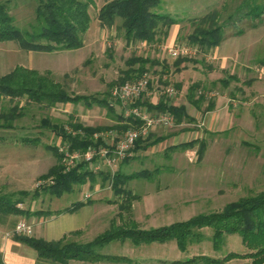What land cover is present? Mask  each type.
Listing matches in <instances>:
<instances>
[{"label":"rangeland","instance_id":"rangeland-1","mask_svg":"<svg viewBox=\"0 0 264 264\" xmlns=\"http://www.w3.org/2000/svg\"><path fill=\"white\" fill-rule=\"evenodd\" d=\"M105 1L93 0L89 7L91 22L82 35L83 45L79 48L47 52L23 49L14 40L1 41L0 75L15 65H28L26 60L30 59V63L39 70L49 69L50 76L61 82L69 92L101 98L105 92L109 94L112 87L109 84L129 66L127 60L134 54L157 57L159 65L148 71L152 88L157 89L156 98L165 95L161 91L172 84L175 94L165 96L171 102L177 100L176 104H185L195 120L182 124L173 121L169 127L153 126L146 138L160 140L145 149L131 152L129 158L118 166L126 174L142 169L151 173L149 177L133 178L125 183V188L136 196L129 210L122 212L117 203L106 202V199L120 200L111 189V180L103 186L100 185V178L95 184L87 180L75 184L71 192L60 196L44 192L26 196L19 206L28 213L8 215L5 235L19 219L33 226L29 216L38 208L64 207L77 200L97 202L86 209L85 215L90 210L99 214L80 238V241L87 242L104 231L112 221L124 224L130 219L141 228L158 227L199 213L219 210L241 196L264 190V64L260 63L264 59V14L259 18L247 14L249 9L260 6L264 0H160L155 10L178 20L169 29L176 30L177 34L168 42L169 36L162 43L153 45L126 40L120 17H116L111 26H101L96 15ZM0 2H6L8 13L20 30L30 29L35 22L38 0ZM214 10L217 12L216 22L223 25V40L218 45L220 55L214 52L217 46L208 53L197 51L189 56V61L180 64L181 71H178L173 65L176 58L166 55L165 46L186 42V35L194 28L192 20ZM222 55L226 58L221 59ZM159 73L161 81L166 80L167 84H160ZM224 81H227L226 86ZM194 82L201 85L196 88V97L211 93L210 97H205L199 110L187 102L188 88ZM182 84L184 90L180 92ZM209 100H218V104L212 109L215 111L210 114V122H204L203 115ZM14 102L18 103L21 115L13 120L12 128L0 129L3 138L0 140V194L32 191L38 180L53 178L40 175L58 162L48 146L57 145L60 138L49 127L41 126L43 118H48L50 124L58 122L67 125L70 117L76 120L86 118L85 125L92 126L115 123L106 107L97 104L86 106L81 101L47 107L44 103L27 102L25 97L14 99ZM11 104L13 102L8 97L0 100V106L5 108ZM115 110L120 111L118 104H115ZM174 134L177 136L172 139ZM23 138L30 141H23ZM194 138L198 140L191 147L172 148ZM201 142L205 144V150L199 157ZM192 153L194 159L189 160ZM85 193H91V196L85 199ZM119 212H122V218ZM201 231L202 239L189 242L184 251L179 250L174 240L147 244H136L129 239L113 240L99 252L128 258L93 264H156L154 257L183 260L197 254L222 257L229 251H245L238 233L225 234L222 245L216 249L212 244L210 228L204 227ZM32 233L27 236H32ZM38 260V264L56 263L45 258ZM225 264L252 263L249 259L235 258Z\"/></svg>","mask_w":264,"mask_h":264},{"label":"trees","instance_id":"trees-1","mask_svg":"<svg viewBox=\"0 0 264 264\" xmlns=\"http://www.w3.org/2000/svg\"><path fill=\"white\" fill-rule=\"evenodd\" d=\"M159 2L160 0H106L98 8L96 19L101 26L105 27L111 26L115 18L120 17L126 40L145 42L147 45L162 43L168 36L170 27L178 20L167 13L156 11L155 8ZM92 4L93 0H38L35 22L31 24L29 30L22 31L14 24L12 15L8 13L6 2H0V42L14 40L23 49L47 52L79 48L83 45L82 35L90 26L89 7ZM247 14L256 18L262 16L264 14V2L260 6L249 9ZM216 21L217 12L215 10L194 18L192 20L194 28L186 35V43L196 45L198 52L201 53H208L218 46L223 40V25L218 24ZM189 60V57H177L173 65L179 69L182 62ZM260 63L264 64V59L260 60ZM127 64L129 66L121 71L118 78L109 84L110 86L132 80L144 72L148 73L151 67L158 64V60L150 56L134 54L127 60ZM164 67H167V65H164ZM161 73L158 76L160 84H167L166 80L161 81ZM50 75V71L40 72L22 65H16L10 71L0 75V100L3 97H8L11 103L13 102L8 108L0 106V129L12 128L13 120L21 115L20 107L17 102H14V99L23 97L27 102L44 103L47 107H55L57 104L69 102L79 103L81 101L86 106L97 104L106 107L115 121L111 125H85L81 121L70 117L67 125L83 130L85 135L82 136L67 134L64 123L55 122L50 124L48 118L42 119L41 126L49 127L60 138V142H69L70 148L86 149L93 143L89 135L95 131L110 128L121 131L136 123L131 118H129L132 121L131 124L124 122L125 119L121 111L116 112L115 105H109L108 91L101 98L95 95L73 94ZM226 84L227 81H224L223 85L226 86ZM176 87L178 88L179 85H176ZM200 87V82H194L189 86L187 94L188 104L197 110L206 100L203 94L195 96L196 88L199 89ZM136 104L143 105L147 111L153 114L169 113L176 124L195 120L189 114L185 104L173 103L165 95L158 97L156 102H152L150 97H146L142 101L137 100ZM214 105L215 101L209 100L205 111L212 110ZM1 139L3 138L0 136ZM22 140L30 141L28 138ZM158 140L160 139H138L132 148V152L135 153L140 149H145ZM197 140V138H194L181 142L175 144L172 148L185 149L193 146ZM48 148L56 156L58 162L40 176H52L54 183L40 188L35 187L32 191L20 190L9 194H0V223H5L8 215L22 214L24 210L18 204L23 202V199L29 194L36 196L39 192H44L49 195L60 196L65 192H71L75 184L85 183L87 180L91 184H95L98 178H100V185L102 186L106 181L111 180V189L116 196H119L120 200L107 199V201L117 203L122 212L127 211L136 196L125 188V183L133 178L149 177L151 174L147 169L126 174L121 168H118L111 176L109 172L93 171L90 164L83 161L78 162L69 172H63L57 145H49ZM204 150L205 144L201 142L198 149L199 157L202 156ZM91 202V199L75 201L71 206L57 210L53 214L73 212L83 204ZM43 212V210H38L33 213L41 214ZM122 212H119L121 218ZM47 213L52 214L48 211ZM204 227L211 230L210 236L214 248H220L225 234L238 233L245 251H229L222 257L197 254L187 259L174 260L172 261L173 264H222L235 258L249 259L252 264L263 263L264 190L241 196L226 203L219 210L199 213L188 219L158 227L141 228L138 227L135 221L130 219L124 224H116L112 221L108 229L96 235L92 240L83 243L71 240L66 235L57 240H45L34 236L16 234L13 235V238L35 249L38 258L49 259L59 264H66L70 259L120 261L126 259L125 256L102 254L99 249L113 240L129 239L136 244L174 240L179 250L184 251L189 242H199L202 239L201 229Z\"/></svg>","mask_w":264,"mask_h":264},{"label":"built area","instance_id":"built-area-1","mask_svg":"<svg viewBox=\"0 0 264 264\" xmlns=\"http://www.w3.org/2000/svg\"><path fill=\"white\" fill-rule=\"evenodd\" d=\"M164 50L166 51V55L173 59L177 57H189L198 51V47L196 45H189L186 42H179L165 46ZM164 79H166L165 76ZM152 84L151 76L147 72H144L132 80L113 85L109 91V105L118 104L125 119L124 122L131 124V120H133L136 123L121 131L110 128L93 132L89 135L93 143L84 150L70 148L69 142L58 143L57 150L60 154V164L62 165L63 172H69L78 162L83 161L88 162L93 171L109 172L113 176L120 163L132 154V148L136 140L145 139L153 126H172L173 119L169 113L152 114L143 105L136 104L137 100L142 101L144 98L151 96ZM161 92L167 96H172L176 90L172 84H168ZM204 95L207 98L211 96V93ZM65 130L71 136L77 134L81 136L85 135L83 130L73 128L70 125H66ZM193 159L194 155L192 153L189 156V160ZM53 183V178H47L38 180L35 186L42 187ZM90 196L91 193L84 194L85 199H88ZM32 231V223L19 219L12 230L7 232L6 235H29Z\"/></svg>","mask_w":264,"mask_h":264},{"label":"crops","instance_id":"crops-1","mask_svg":"<svg viewBox=\"0 0 264 264\" xmlns=\"http://www.w3.org/2000/svg\"><path fill=\"white\" fill-rule=\"evenodd\" d=\"M176 34H177L176 30H173V29L170 30L168 33L169 37L167 39V42L170 41L171 39H173L176 36ZM219 48L220 47H218V46L215 48L214 52L216 53V55L219 54V52H220ZM28 52H32V51H28ZM155 58L157 60L159 59L157 57H155ZM222 58L225 59L226 57L224 55H222L221 59ZM167 60L169 62H172L169 58ZM26 62H28L27 63L28 65H23L25 67L33 68V69H36L40 72L49 71V69L39 70L38 68L34 67V65H32V63H30V59H27ZM157 65H159V62ZM179 67H181V65ZM178 71H181V69H178ZM183 90H184V85L182 84L180 87V92H182ZM156 91H157V89L152 88V94L150 96V99L152 102H156V100L158 99V98H156ZM175 102L177 103V100L173 101V103H175ZM217 104H218V100L217 101L215 100L214 107H217ZM214 111L215 110L206 111V114L203 115L204 122H210V120L212 119V118H210L212 116L210 114L213 113ZM106 116L109 118V115L106 114ZM85 119L80 118L79 120H81V122L83 124H85L84 123ZM110 119L112 121H114L113 117H110ZM187 132H189V131H187ZM179 135H181V134H179ZM176 136H177L176 134L171 135V138L175 139ZM173 144H175V143H173ZM10 192H13V191H10ZM14 192H16V191H14ZM77 201H84V200H77ZM106 202H108L107 199H106ZM94 203H97V202L92 201L91 203L83 204L81 207H79L78 209H76L73 212H60L57 214H55V213L53 214V212H56L57 210L71 206L73 204V202L70 205H67L64 207H54V208L46 207L44 209L38 208L39 210H43L44 212L41 214L32 213L29 216L31 221H33L32 236L37 237V238H43L45 240H57V239L63 237L64 235H66L71 240H74L76 242H82V241H80V238L83 235L84 231L88 228V225H90L94 220H96L97 217H99L98 211H97V213H93L92 210H90V213H88V215H85L87 213L86 209H88V207L94 205ZM108 203H110V202H108ZM21 204H22V202L19 203L18 206ZM47 211L52 212V214L47 213ZM26 213H28L27 210H24L22 214H26ZM14 215H17V214H14ZM18 215H21V214H18ZM109 225H110V223H109ZM108 228H109V226L106 229H108ZM6 230H7V227H6L5 223H0L1 264H38V263H40V261L38 260L37 252L35 249H33L32 247H30V246H28L22 242L15 240L13 238V236H11V237L6 236L5 235ZM98 234H100V233H98ZM151 243H154V242H151ZM140 244H142V243H140ZM121 256H123V255H121ZM125 258H128V257L125 256ZM153 260L156 261L155 262L156 264H173L172 261L182 260V259H178V258L168 259L166 257H157V258L154 257ZM100 261H106V260L105 259H98V260H95V262H93L91 260L70 259L68 261V263H66V264H73V263H76V264H93V263H100ZM107 261H109V260H107ZM54 264H56V263H54ZM222 264H225V262Z\"/></svg>","mask_w":264,"mask_h":264}]
</instances>
